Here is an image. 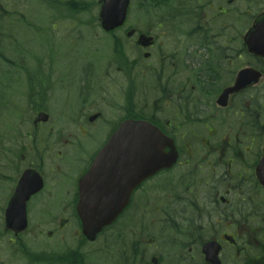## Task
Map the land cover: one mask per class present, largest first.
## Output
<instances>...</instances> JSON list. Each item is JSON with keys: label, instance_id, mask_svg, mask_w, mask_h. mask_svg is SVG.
I'll use <instances>...</instances> for the list:
<instances>
[{"label": "flooded vegetation", "instance_id": "flooded-vegetation-1", "mask_svg": "<svg viewBox=\"0 0 264 264\" xmlns=\"http://www.w3.org/2000/svg\"><path fill=\"white\" fill-rule=\"evenodd\" d=\"M170 7L168 24L156 5L147 48L123 32L134 31L123 67L97 91L69 75L27 85L34 119L0 127V180L14 178L0 205V264H264V0ZM137 120L173 146L168 166L143 179V157H122L120 179L87 178L119 126ZM27 170L43 186L25 200L16 192ZM116 203L110 224L85 235L82 212L108 219Z\"/></svg>", "mask_w": 264, "mask_h": 264}, {"label": "rangeland", "instance_id": "rangeland-1", "mask_svg": "<svg viewBox=\"0 0 264 264\" xmlns=\"http://www.w3.org/2000/svg\"><path fill=\"white\" fill-rule=\"evenodd\" d=\"M67 0H0V9L4 10L7 13L16 14L14 25L10 24V19L6 18L7 22L4 24V31L7 34L9 30H11V34H13L12 39H6L4 41L1 55L3 59L7 61H3L0 59V68H3L7 71L9 76L12 72H14V66L11 63L13 59L21 58L25 60L26 68L29 70L32 67L33 62H29V59H34L40 65L39 68L42 71L43 75H52L63 73L68 69V66L65 65V53L67 52V45L71 43L73 40L74 34H77L78 31L82 28H87L86 24H82L84 26L78 25L77 22H71L69 19L62 18L63 14H65L64 7L61 6V3L66 2ZM86 2H93V0H84ZM52 3V4H50ZM94 9V8H93ZM55 10H58L57 12ZM97 9L95 8L94 13L97 14ZM52 11V12H51ZM93 12V11H92ZM136 14V10L132 8L131 15L129 16V21L127 24V28L134 27L138 28L140 26H146L147 20L144 18L143 14ZM142 15V16H140ZM18 18V19H17ZM14 19V18H12ZM11 19V20H12ZM21 19L24 22V25L20 24L19 20ZM79 20L83 23H86L88 19L86 16H80ZM13 22V21H12ZM59 26V31H56ZM11 27V28H10ZM48 29L51 32L50 36L48 33ZM77 31V33H76ZM56 33H59L58 35ZM80 38H83V35H78ZM115 36L118 37V33L116 32ZM121 36V35H120ZM125 39L121 37L120 39ZM74 39V38H73ZM105 39V40H102ZM112 38H104L98 35L88 36L86 34V39L81 42L86 44L87 47H91L92 50L98 52L91 51L90 54L94 57L97 62V65H102L104 68V62L102 58L108 56V48L111 47ZM126 40V39H125ZM102 41V42H101ZM123 42V41H122ZM49 44L53 50L49 48ZM95 45V47H94ZM123 45L127 48L130 47L129 42H123ZM62 48V49H61ZM59 49V50H58ZM52 51V52H51ZM108 51V52H107ZM51 52V53H50ZM87 53V59L85 65L92 67L94 66L92 56ZM86 55V54H85ZM84 55V56H85ZM63 57V59H61ZM78 59L83 57L81 54L76 56ZM57 60V63L53 66L51 60ZM76 63L79 61L76 59ZM14 62V61H13ZM84 63V62H83ZM99 67V68H98ZM97 68L100 70V66ZM4 74L3 72L1 73ZM36 74L35 67L33 68L31 75L34 77ZM16 76V75H15ZM14 76V77H15ZM99 77H103L102 75H98ZM8 75H4V80H7ZM14 82L7 81L3 84L8 89L6 90L10 92L6 93V97L8 101H13L17 107H19L22 111V115L29 113L30 105L26 102L27 98H24L20 103L19 94L22 93V89L19 86L21 83L17 80H13ZM25 92V91H24ZM23 92V93H24ZM5 94H0V100L3 99ZM21 97V96H20ZM53 100L57 105L61 106L62 101L60 98L57 99V96L53 97ZM51 107V106H50ZM52 111L55 110L54 107H51ZM3 112L0 113L1 117H4L6 113V108L2 109ZM55 116V115H54ZM8 117L13 119L14 111L11 110L8 113ZM15 120H12L14 122ZM91 145V143H90ZM92 149L95 147L92 146ZM7 160V159H6ZM3 158H0V177L1 174L6 175L8 171L2 166L3 163L6 162ZM14 184V178L11 176L8 180L1 181L0 180V205H3L6 201V193L9 188H12Z\"/></svg>", "mask_w": 264, "mask_h": 264}, {"label": "water", "instance_id": "water-1", "mask_svg": "<svg viewBox=\"0 0 264 264\" xmlns=\"http://www.w3.org/2000/svg\"><path fill=\"white\" fill-rule=\"evenodd\" d=\"M103 3L101 7V12H100V19H101V25L102 27L110 31L118 26H120L123 22L124 16H125V5L127 4V0H101ZM121 131H117L115 135L112 137L111 141L101 150L99 155L96 158V161L94 163L97 164L93 166L89 170V176L93 175V173L103 171V172H114L118 174L121 172V165H122V151L121 147L122 144L120 142V134ZM156 152V151H155ZM144 165L146 166H156L155 164L158 163L157 157H143ZM264 161V159H263ZM162 166H168V161L166 159L161 160ZM106 165H111L112 169H107ZM159 164L158 166H160ZM155 167L150 171L149 173H153L157 170L159 167ZM102 172V173H103ZM145 176V175H144ZM142 178V177H141ZM42 188V182L41 178L32 171H26L23 173L22 177L19 180L18 186H17V196L19 197H24L25 200L29 198V196L35 194L37 191H39ZM122 208V204L120 205L119 203L113 205L112 213H110V218L108 219H101L100 215L104 216L106 214H109V212L106 211H83V217L84 221L89 225V226H83V229L85 231V234L91 235L94 234L95 232L99 231L103 226L107 225L112 218H114L119 211ZM9 212V210H8ZM95 223V225H93Z\"/></svg>", "mask_w": 264, "mask_h": 264}, {"label": "bare ground", "instance_id": "bare-ground-1", "mask_svg": "<svg viewBox=\"0 0 264 264\" xmlns=\"http://www.w3.org/2000/svg\"><path fill=\"white\" fill-rule=\"evenodd\" d=\"M166 0H159V4H162L164 3ZM147 24L148 25H151V24H154V20L153 19H148L147 20ZM84 30H82V35H83V38L81 40V42H83L85 39H86V34L90 37L92 35H95L96 32L94 30V24L91 22L87 25V28H83ZM85 44L83 43H80L79 46L77 47L76 49V52H75V56H78L82 53V47L84 46ZM77 58V57H76ZM16 71V70H15Z\"/></svg>", "mask_w": 264, "mask_h": 264}, {"label": "trees", "instance_id": "trees-1", "mask_svg": "<svg viewBox=\"0 0 264 264\" xmlns=\"http://www.w3.org/2000/svg\"><path fill=\"white\" fill-rule=\"evenodd\" d=\"M70 10H75L74 7L70 8Z\"/></svg>", "mask_w": 264, "mask_h": 264}]
</instances>
